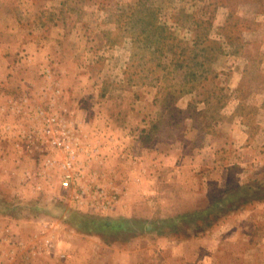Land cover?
Listing matches in <instances>:
<instances>
[{"label":"rangeland","instance_id":"1","mask_svg":"<svg viewBox=\"0 0 264 264\" xmlns=\"http://www.w3.org/2000/svg\"><path fill=\"white\" fill-rule=\"evenodd\" d=\"M43 1L0 0L34 43L0 71V264H264V0Z\"/></svg>","mask_w":264,"mask_h":264},{"label":"crops","instance_id":"2","mask_svg":"<svg viewBox=\"0 0 264 264\" xmlns=\"http://www.w3.org/2000/svg\"><path fill=\"white\" fill-rule=\"evenodd\" d=\"M35 5L38 6L39 9H43V7H46V6H43V0H31ZM40 6L42 8H40ZM5 29V28H4ZM8 29V28H7ZM12 29V28H11ZM21 31H23L24 33H30V32H33L34 30L31 28V29H26L25 27L24 28H21L20 29ZM29 37H31V35H29ZM28 37V38H29ZM27 40L23 41V40H18L16 38H11L10 40L7 41V43H5V38L1 37L0 36V71H1V67H2V60L6 59V57H4V53H7L8 52V48L9 47H14V48H18V47H21L22 44H24ZM31 41V42H30ZM33 39L32 40H29L27 41L28 44H26V46H28L29 48L32 47V45L34 44L33 42ZM7 49V50H6ZM4 50V51H3ZM10 51V49H9ZM4 54V55H3ZM5 64H8V62H5ZM11 129V127H9V130ZM3 139L6 140L7 143L3 142V140L0 139V149H2V151L0 152V160H10V156H15L14 158H18L17 155H19L17 153L16 150H18V148H16L17 146V138H11V137H3ZM31 144V143H30ZM6 145H11V147H13V149L10 151L9 149H6L4 146ZM10 151V153H7L6 151ZM22 154V153H20ZM33 154V153H32ZM109 154H112V152H110ZM30 171V172H29ZM27 170V172L29 173V176L32 174V170ZM15 173V172H14ZM26 172H20V180L22 181H19L20 183H17L16 181V175H14V179H10L9 177V181L10 182H7L9 183V186L7 187H10L11 186L13 187V193L17 194V195H23L22 193H25L26 192H31L33 193L34 191L32 190L31 188V185H30V182H29V177H27V174H25ZM16 174L18 175V171L16 172ZM143 172H141L140 170H137L135 176H133L130 180L127 181L128 184L126 185H129V191L126 192L125 196L121 199V201L118 203V205L116 206L115 210H113L112 212H109V213H121L122 215L119 216V220L118 221H123V222H127V219H139V218H146L142 215H145L143 211L145 208H148L147 205L145 203H142L140 200H143L145 195H143V191H139L140 189V186L142 185V180L144 181V178H142L143 176ZM139 178V181L136 183L134 180V178ZM13 183H12V181ZM25 183V184H22V183ZM149 182V181H148ZM148 182H145L143 183L146 184ZM151 182V181H150ZM152 183H154V180L152 181ZM134 187H136V193H137V196H134V200L133 201H130L128 198L134 193ZM43 190L42 192H47V189L48 187L46 188L45 186H42ZM36 190V189H35ZM146 192V191H145ZM36 193V192H35ZM142 193V195H140ZM28 196L31 197L30 193H28ZM190 211L189 210H186L184 212H188ZM137 213V214H136ZM132 215V216H130ZM111 219V218H110ZM115 218L109 220L111 223L114 221L116 222V220H114ZM122 245V244H121Z\"/></svg>","mask_w":264,"mask_h":264},{"label":"built area","instance_id":"3","mask_svg":"<svg viewBox=\"0 0 264 264\" xmlns=\"http://www.w3.org/2000/svg\"><path fill=\"white\" fill-rule=\"evenodd\" d=\"M58 119H59L58 115L57 116L52 115L47 118V124L44 126L45 135H51L52 133H54L55 122H57ZM63 127L66 126L63 125ZM59 140H60L59 137L58 139L56 137H53L52 143L54 145L58 144ZM66 144L64 143L65 146ZM54 164H55V160L53 161L50 158H48L47 165L53 166ZM59 167H61L62 175L65 180L64 184L66 186H69V184L74 181L73 179L77 175V173L74 172V153L72 151H70L68 158L63 159V162L62 161L60 162Z\"/></svg>","mask_w":264,"mask_h":264},{"label":"trees","instance_id":"4","mask_svg":"<svg viewBox=\"0 0 264 264\" xmlns=\"http://www.w3.org/2000/svg\"><path fill=\"white\" fill-rule=\"evenodd\" d=\"M99 221H101V220H99ZM102 225L106 226V227L113 226V224L108 219L104 220ZM118 226H120V225H117L116 227H118Z\"/></svg>","mask_w":264,"mask_h":264}]
</instances>
